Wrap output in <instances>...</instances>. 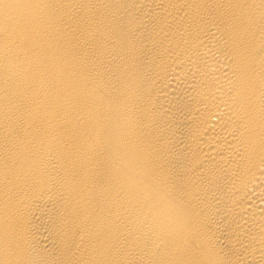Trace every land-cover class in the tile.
Listing matches in <instances>:
<instances>
[{
	"label": "bare ground",
	"instance_id": "1",
	"mask_svg": "<svg viewBox=\"0 0 264 264\" xmlns=\"http://www.w3.org/2000/svg\"><path fill=\"white\" fill-rule=\"evenodd\" d=\"M0 264H264V0H0Z\"/></svg>",
	"mask_w": 264,
	"mask_h": 264
}]
</instances>
